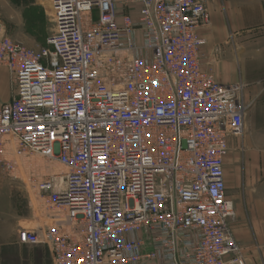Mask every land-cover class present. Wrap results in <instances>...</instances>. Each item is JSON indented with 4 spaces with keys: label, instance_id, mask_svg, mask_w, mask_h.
<instances>
[{
    "label": "built area",
    "instance_id": "built-area-1",
    "mask_svg": "<svg viewBox=\"0 0 264 264\" xmlns=\"http://www.w3.org/2000/svg\"><path fill=\"white\" fill-rule=\"evenodd\" d=\"M51 0L31 48L0 31L14 96L0 108V169L40 156L51 225L20 227L52 264H250L232 228L225 161L244 85L203 67L208 0ZM97 10V17L94 11Z\"/></svg>",
    "mask_w": 264,
    "mask_h": 264
},
{
    "label": "rangeland",
    "instance_id": "rangeland-1",
    "mask_svg": "<svg viewBox=\"0 0 264 264\" xmlns=\"http://www.w3.org/2000/svg\"><path fill=\"white\" fill-rule=\"evenodd\" d=\"M32 5L0 4L1 34L27 46L43 44L54 30L49 14L51 5L44 4L49 13H44V20L38 22L35 16L28 19ZM217 48V56L209 67L220 81L244 85L241 95L247 106L244 131L229 139L230 150L225 161L228 197L236 211L232 228L246 249L249 263L264 264V25L231 35ZM251 91L257 95L253 105L248 99ZM32 158L26 160L28 166L18 174L19 178L0 169V264H52L47 247L21 245L17 232L21 226L36 228L53 224L47 199L25 183H29L30 172L36 169L40 178H46L49 173H61L65 168L40 156Z\"/></svg>",
    "mask_w": 264,
    "mask_h": 264
},
{
    "label": "crops",
    "instance_id": "crops-1",
    "mask_svg": "<svg viewBox=\"0 0 264 264\" xmlns=\"http://www.w3.org/2000/svg\"><path fill=\"white\" fill-rule=\"evenodd\" d=\"M116 1L119 4L120 12H125L122 0ZM0 4H33L29 8L27 16L28 19L35 16V20L38 22V20H44V13H49L48 8L44 4L51 5V0H0ZM208 9L209 24L200 30L202 36L207 40V44L202 48L201 57V63L205 68H210V62L217 56V45L221 42L227 40L231 35H238L241 31L250 32L264 25V0H208ZM49 14L52 16V10ZM94 16L97 17V10L94 11ZM2 30L3 26L0 25V31L2 32ZM38 33L43 34L42 31ZM41 38L44 39L45 37L42 35ZM46 40L47 37L43 44L28 47L38 48L45 46ZM217 67L219 72V65ZM224 68H226L225 65ZM225 81L221 80V82L226 83ZM248 95L249 104L253 105L257 95H253L252 91ZM13 96L14 89L11 74L6 67L0 65V108L9 102ZM252 109L251 111H254ZM245 116H247V112Z\"/></svg>",
    "mask_w": 264,
    "mask_h": 264
}]
</instances>
